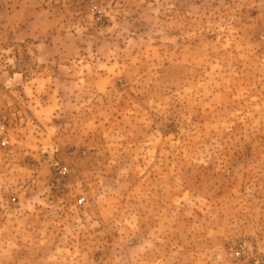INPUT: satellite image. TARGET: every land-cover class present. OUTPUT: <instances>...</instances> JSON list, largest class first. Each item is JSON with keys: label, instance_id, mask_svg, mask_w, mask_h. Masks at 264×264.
<instances>
[{"label": "rangeland", "instance_id": "1", "mask_svg": "<svg viewBox=\"0 0 264 264\" xmlns=\"http://www.w3.org/2000/svg\"><path fill=\"white\" fill-rule=\"evenodd\" d=\"M0 264H264V0H0Z\"/></svg>", "mask_w": 264, "mask_h": 264}, {"label": "built area", "instance_id": "2", "mask_svg": "<svg viewBox=\"0 0 264 264\" xmlns=\"http://www.w3.org/2000/svg\"><path fill=\"white\" fill-rule=\"evenodd\" d=\"M55 164H56V167L59 169V173H61V174H65V172H66V167H65V166H61V165H59L58 162H56Z\"/></svg>", "mask_w": 264, "mask_h": 264}]
</instances>
